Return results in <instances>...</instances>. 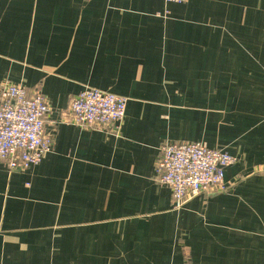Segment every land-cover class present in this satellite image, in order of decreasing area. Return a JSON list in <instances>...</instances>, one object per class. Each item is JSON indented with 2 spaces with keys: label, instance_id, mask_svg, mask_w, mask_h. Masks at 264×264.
I'll return each mask as SVG.
<instances>
[{
  "label": "crops",
  "instance_id": "1",
  "mask_svg": "<svg viewBox=\"0 0 264 264\" xmlns=\"http://www.w3.org/2000/svg\"><path fill=\"white\" fill-rule=\"evenodd\" d=\"M45 98L53 143L0 162V264H264V0H0V83ZM84 87L126 98L112 126L64 119ZM236 162L173 209L160 147Z\"/></svg>",
  "mask_w": 264,
  "mask_h": 264
},
{
  "label": "built area",
  "instance_id": "2",
  "mask_svg": "<svg viewBox=\"0 0 264 264\" xmlns=\"http://www.w3.org/2000/svg\"><path fill=\"white\" fill-rule=\"evenodd\" d=\"M125 111L126 98L84 87L71 98L63 117L81 127L112 126L117 131ZM49 112L42 94H29L20 84L0 83V162L11 170H25L42 160L53 143L52 132L45 129ZM235 162L226 151L199 142H169L160 147L156 170L159 182L170 189L173 209L180 210L194 196L224 192V169Z\"/></svg>",
  "mask_w": 264,
  "mask_h": 264
}]
</instances>
